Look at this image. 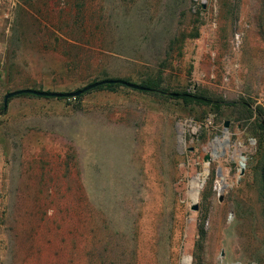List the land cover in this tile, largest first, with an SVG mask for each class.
Listing matches in <instances>:
<instances>
[{
	"label": "rangeland",
	"instance_id": "obj_1",
	"mask_svg": "<svg viewBox=\"0 0 264 264\" xmlns=\"http://www.w3.org/2000/svg\"><path fill=\"white\" fill-rule=\"evenodd\" d=\"M88 31L107 53L99 81L167 93L10 100L0 264H143L156 225L155 264H264V0H0V113L12 91L96 82L52 50ZM186 92L223 104L171 96Z\"/></svg>",
	"mask_w": 264,
	"mask_h": 264
},
{
	"label": "trees",
	"instance_id": "obj_2",
	"mask_svg": "<svg viewBox=\"0 0 264 264\" xmlns=\"http://www.w3.org/2000/svg\"><path fill=\"white\" fill-rule=\"evenodd\" d=\"M56 8L53 7V5L50 3L47 4V8H40V7H36L35 11L36 13L39 14H44V13H53V10H55ZM72 11L74 13V10H72L71 8L65 10V14H72ZM56 13V12H55ZM81 13V12H80ZM82 14H84V10L82 12ZM95 32H87V34L82 33V35L80 36H76L74 35V32H70L69 35L71 36H67V38H62L59 35H56V41L53 44V51L54 53L61 55L64 58V68L67 69H71V70H87V69H96V72H98L96 74L97 79L96 81H99V77H101V75H104L103 73H105V69L101 67H103L104 65L102 64L103 60H101L102 58H106L107 57V53L104 50V48L100 45L102 43V38L98 39L95 34ZM62 36L66 37V33L61 34ZM83 47L87 48V52H89V55H87L84 52H80V53H75L73 51V49H79L81 51H83L82 49H84ZM85 50V49H84ZM108 79V78H105ZM103 80V79H102ZM123 85L121 84H108V85H104L101 87H98L96 89H103V88H116V87H121ZM147 88H149V90H146L144 92H156V93H162V94H166L167 92L162 91V90H156L153 89L149 86H145ZM88 93V92H86ZM85 93V94H86ZM83 94V95H85ZM178 94V95H176ZM32 95V94H30ZM83 95H80L76 98H72V99H76V100H80L82 99ZM171 96L173 98L176 99H183L185 102H197L199 104H204V105H211V106H215V107H220L223 102L219 101V100H214L211 98H207L204 96H196L193 95L191 93H173L171 94ZM49 98V97H48ZM226 104L228 105H232V102H227ZM259 127L264 130V124L263 122L259 124Z\"/></svg>",
	"mask_w": 264,
	"mask_h": 264
},
{
	"label": "water",
	"instance_id": "obj_3",
	"mask_svg": "<svg viewBox=\"0 0 264 264\" xmlns=\"http://www.w3.org/2000/svg\"><path fill=\"white\" fill-rule=\"evenodd\" d=\"M108 84H121L123 86H127L129 88H133V89H137V90H141V91H146L149 90V88L125 80V79H121V78H108V79H103L100 81H96L93 82L87 86H85L84 88L78 89L74 92H54V91H46V90H39V89H33V88H24V89H19L16 91H12L9 92L6 96H5V100H4V108H3V112H1L0 114H3L4 112H6L8 110L9 107V102L12 98L16 97V96H20V95H24V94H32L35 96H40V97H49V98H76L80 95L85 94L86 92H89L91 90H94L98 87L104 86V85H108ZM178 95V94H176ZM264 124V121H263ZM230 126V121H226L225 122V128H229ZM225 142H228V138L225 139ZM243 164L241 165V174L244 175L245 174V170H246V157L243 156ZM198 206H194V210H197Z\"/></svg>",
	"mask_w": 264,
	"mask_h": 264
},
{
	"label": "bare ground",
	"instance_id": "obj_4",
	"mask_svg": "<svg viewBox=\"0 0 264 264\" xmlns=\"http://www.w3.org/2000/svg\"><path fill=\"white\" fill-rule=\"evenodd\" d=\"M243 162L244 161H243V157H242L240 164L242 165ZM201 186H202L201 183H198V182L194 183V188H193L194 198H197V196L200 192ZM136 213L142 214L143 213L142 208L139 209ZM140 226H141V224H140ZM157 229H158V225L154 226L151 234H148V237L151 239L140 244L141 250H142L141 259H142L143 264H155V262L157 260V255H158V252H156V250H157L156 243H157V236H158Z\"/></svg>",
	"mask_w": 264,
	"mask_h": 264
}]
</instances>
